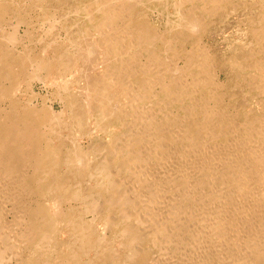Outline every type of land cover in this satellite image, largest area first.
I'll list each match as a JSON object with an SVG mask.
<instances>
[{
  "label": "bare ground",
  "instance_id": "6f19581e",
  "mask_svg": "<svg viewBox=\"0 0 264 264\" xmlns=\"http://www.w3.org/2000/svg\"><path fill=\"white\" fill-rule=\"evenodd\" d=\"M170 2L0 0V264H264V0Z\"/></svg>",
  "mask_w": 264,
  "mask_h": 264
},
{
  "label": "rangeland",
  "instance_id": "374dc122",
  "mask_svg": "<svg viewBox=\"0 0 264 264\" xmlns=\"http://www.w3.org/2000/svg\"><path fill=\"white\" fill-rule=\"evenodd\" d=\"M85 1H87V0H85ZM166 1H168V2H166ZM157 2V3H156ZM150 3V4H149ZM170 0H163L162 2H159V1H157V0H150V1H147V0H143V4L140 6L141 8H138L139 6H137L136 7V10L138 9H141L142 10V12H143V14H142V18H144L145 17V15H146V17L144 18L145 20H146V22H148V24L150 25V26H155V27H159V28H163L164 26H165V23L167 22V20L168 19H170L171 18V14H170V12L169 11H171V9H170ZM58 9V10H57ZM56 10L57 11H53V12H55L54 13V15L56 14V15H61L62 14V10L60 9V8H57ZM29 11V14L27 15V16H29V15H31V17H33V22H34V26H35V29H36V31H38V32H40V33H38L39 34V36L40 35H43V37L45 36V34H47V33H45V30H43V29H46V26L48 27V25H47V22L46 21H43V20H47V18H48V16H51L50 15V13H48V11L46 12V11H42V10H39V9H28ZM34 10V11H33ZM60 10V11H59ZM238 12V13H237ZM235 11V12H233V14H229V17L230 18H228V20H227V22H226V20H225V22H223V23H218L217 22V20H214V17L212 18V17H208V16H206L205 17V22L208 24V26H207V29L208 30H205V33H204V40L206 41V42H208V44H211L210 45V50H211V52H216V54H221L222 56H225V55H227L229 52H230V49L231 48H227V46H229V44L230 45H232V43H237L236 42V40H237V37H239V34L238 33H240L239 31H241V26L239 25H237V18H239V19H242L243 18V16L241 17L240 16V12H239V10L238 11ZM36 13V14H35ZM45 13V14H44ZM44 14V16H42ZM47 14V15H46ZM40 18H39V17ZM41 16H42V18H41ZM47 16V17H46ZM156 16V17H155ZM233 16V17H232ZM240 16V17H239ZM30 17V16H29ZM36 17V18H35ZM44 17V18H43ZM11 18V19H10ZM147 19H148V21H147ZM152 19V20H151ZM9 20L11 21V22H9ZM9 20H8V17H7V19H6V23L4 24V25H6V27L7 28H9V25H11V23H13L15 20L12 18V17H9ZM40 20H41V22H40ZM210 20V21H209ZM208 21V22H207ZM215 21L217 22V23H215ZM37 22V23H36ZM44 22V23H43ZM211 22H213V23H211ZM8 23H9V25H8ZM42 24V25H41ZM223 24V25H222ZM38 25H39V27H38ZM162 27H161V26ZM211 25V26H210ZM215 25V26H214ZM217 25V26H216ZM219 25V26H218ZM41 26V27H40ZM235 26H237V27H235ZM243 26V25H242ZM22 27H23V25H22ZM214 27H216V28H214ZM39 28V29H38ZM42 28V29H41ZM55 30H54V32L56 33L57 32V34H56V36L58 37L59 36V38L61 39V38H63V35H64V33H63V31L61 30V29H58V27L57 26H55ZM57 29H58V31H57ZM210 29H212V30H214V31H212V30H210ZM42 31V32H41ZM206 31H210V32H207L206 33ZM242 31H243V29H242ZM244 32V31H243ZM242 33V32H241ZM36 34H37V32H36ZM38 34L36 35L37 37H38ZM48 35V34H47ZM47 35L43 38L42 37V39H44V40H47ZM244 34L242 33V36H243ZM210 37V38H209ZM50 38V34L48 35V39ZM42 42V43H41ZM38 43V44H37ZM35 45L37 46H35V50H38V48L40 47L41 48V46H39V45H43V40H41L40 42H37ZM39 43H41V44H39ZM226 44V45H225ZM228 44V45H227ZM213 46V47H212ZM226 46V47H225ZM220 47V48H219ZM37 48V49H36ZM219 51V52H218ZM224 53H226V54H224ZM224 54V55H223ZM179 64V63H178ZM231 72V71H230ZM229 72V75H231L232 74V72L230 73ZM228 75V77H227V79L229 78L230 79V76ZM223 77V76H222ZM234 76H232L231 78H232V80L230 81V83H231V85L233 84V82L235 81V78H233ZM226 79V80H227ZM39 89H40V84H37V85H35L34 86V90L35 91H39ZM230 89H234L233 90V94L236 96V98H235V100H232V102H230V105L228 106V109L229 110H233V109H235L236 107H238V108H236L237 110H240V108L243 110H249V109H252L253 108V106H254V94H243L242 93V91H240L239 89H235V88H230ZM40 91L43 93L44 92V90L43 89H40ZM59 103L56 101L55 102V109H59ZM232 107H234V108H232ZM89 125H90V123H89ZM84 137V136H83ZM83 137L81 138V140H79V142L81 143V145L82 146H85L87 143H88V139L86 138V137H84V140H83ZM86 139V140H85ZM95 142L97 141V138L95 137L94 139H93ZM89 181V180H88ZM93 180H91V183L90 182H88L89 184H93V182H92ZM85 184V183H84ZM83 184V185H84ZM87 187V186H86ZM83 188H85V186L83 187ZM88 188V187H87ZM86 189V188H85ZM75 202H72V205H75V207L77 206V202L74 204ZM2 206H5V208L3 207V209H6V210H8L9 209V206L8 205H6V204H4V205H2ZM80 207H81V205H80ZM80 207H79V209H80ZM78 209V208H77ZM78 209V210H79ZM5 211V210H4ZM5 216V215H4ZM90 214L88 213V214H85V215H83L82 217L83 218H85L86 219V221H88V219L87 218H90ZM7 218V219H6ZM8 218L9 219H11L10 218V215L9 214H7L5 217H4V222H7L8 221ZM85 219H82V220H84L85 221ZM90 220V219H89ZM9 222V221H8ZM97 223V224H96ZM6 224V223H5ZM96 224V225H95ZM94 225H95V232H96V230L97 231H100L99 229H100V227L98 228V226L100 225L99 224V222H95L94 223ZM93 225V226H94ZM97 226V227H96ZM156 248H154V249H152V251H150L151 252V254H150V256L152 255V257L154 256L155 258H153V259H158V257L156 258V256H158V249H156V251H154ZM158 253L157 255L155 254V253ZM154 254V255H153ZM93 256V254L91 253L90 254V256ZM156 255V256H155ZM94 256L95 257H93L92 259H93V261L96 259V257H99L98 255L96 256L95 254H94ZM152 257H151V259H152Z\"/></svg>",
  "mask_w": 264,
  "mask_h": 264
}]
</instances>
